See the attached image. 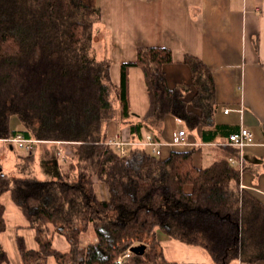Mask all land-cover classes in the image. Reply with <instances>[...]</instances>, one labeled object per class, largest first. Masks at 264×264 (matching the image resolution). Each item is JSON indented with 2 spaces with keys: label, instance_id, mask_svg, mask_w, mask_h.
<instances>
[{
  "label": "trees",
  "instance_id": "1",
  "mask_svg": "<svg viewBox=\"0 0 264 264\" xmlns=\"http://www.w3.org/2000/svg\"><path fill=\"white\" fill-rule=\"evenodd\" d=\"M99 21L98 9L85 0H0V140L21 134L37 143L59 142L67 162L63 168L54 156L44 161L56 168L52 180L9 176L0 167V264H10L1 242L5 194L34 232L36 249L16 238L22 264H115L139 244L146 245L144 253L131 254L126 264H172L157 231L204 250L215 264L264 260V205L239 187L240 170L229 162L237 148L199 168L193 150L163 156L161 148L155 155L141 145L146 135L158 142L154 130L168 115L189 128L206 124L215 110L209 69L196 57H184L196 91L191 106L200 116L184 100L189 86L167 84L163 66L172 62L167 48H139L134 61L121 64L115 85L110 61L91 55ZM131 68L141 70L149 102L138 121H129ZM12 116L22 129L10 127ZM113 120L128 123L137 142L123 156L107 144ZM20 158L27 167L33 164L32 155ZM97 183L105 186L107 198L98 197ZM55 235L65 239L67 251L55 249Z\"/></svg>",
  "mask_w": 264,
  "mask_h": 264
},
{
  "label": "crops",
  "instance_id": "2",
  "mask_svg": "<svg viewBox=\"0 0 264 264\" xmlns=\"http://www.w3.org/2000/svg\"><path fill=\"white\" fill-rule=\"evenodd\" d=\"M85 2L98 9L100 14V21L93 30L91 55L98 61H110V78L115 85L120 81L121 64L134 61L139 48H167L172 54V62L163 66L167 84L170 88L189 86L184 100L190 110L200 116L201 111L191 106L196 91L192 86L191 71L183 60L190 55L203 62L213 79L215 110L208 116L205 125L195 128H189L184 121L171 115L166 116L160 127L154 130L162 155L166 156L174 149L193 150V164L207 168L227 155L232 147L228 144L231 134L247 129L252 134V141L241 147L237 157L229 159V162L231 164L233 160L235 163L231 165L240 170L239 187L264 205V0ZM127 78L132 115L129 121H138L149 105L143 74L140 69L131 68ZM131 78L137 80L140 88V109L134 106L139 98L130 89ZM116 101L115 110L119 112L120 104ZM114 121L119 124V130L113 135L136 145L128 123L113 120V125ZM184 124L186 130L182 128ZM179 131H184V143L173 144ZM36 144L44 161L51 155L49 146L57 145L59 149L63 146L59 142ZM18 152L15 155L16 164L23 165L20 156L25 153ZM45 164L51 166V163ZM59 165L63 167L65 163ZM95 188L98 197L105 199V188L98 183ZM2 202L6 230L1 235V242L9 255L10 264H22L16 238L22 237L27 249H36L34 232L26 226L20 210L10 198L5 195ZM156 238L165 259L172 264H215L210 255L198 247L172 240L160 231L156 232ZM53 246L62 252L69 249L60 235L54 236ZM50 264L56 263L52 261ZM230 264H264V260L246 262L237 259Z\"/></svg>",
  "mask_w": 264,
  "mask_h": 264
},
{
  "label": "rangeland",
  "instance_id": "3",
  "mask_svg": "<svg viewBox=\"0 0 264 264\" xmlns=\"http://www.w3.org/2000/svg\"><path fill=\"white\" fill-rule=\"evenodd\" d=\"M130 89L131 91L133 90V92H136V97L139 98L138 101L135 103V107L137 109H140L141 104H140V88L138 85V82L136 79L131 78L130 81ZM113 106H114V114L117 112L116 107H117V101L114 98L113 100ZM137 111H141V110H137ZM142 113V112H140ZM118 114V113H117ZM113 121L109 122L108 124V135L111 137L113 136V133H115L116 131L119 130V124L115 123L114 121V125L112 124ZM22 125H20V123L18 122L17 118L15 116H12L10 119V127L12 129H19ZM182 128H184L185 130L186 125H182ZM9 143L6 140H0V167L2 168L1 170L9 175V176H30V177H34L38 180H52L56 178V168H50L49 166H47L44 162V160L40 157V147L39 145L36 144V141L34 143L35 146H33V154H31L34 157V163L31 165V167H27L24 164L23 165H18L16 164L15 161V155L16 152H23L26 153L25 150L20 149L18 146H12V145H8ZM14 148V149H13ZM49 151H50V156L48 157V159L51 160H56V163L59 164H63L65 163V165L63 167H67V162L66 160H64V152L59 149V147L57 145H51L49 146ZM18 152V153H19ZM22 153V154H23ZM27 154V153H26ZM54 156V159H53ZM53 162V161H52ZM57 165V166H58ZM60 166V165H59ZM103 188H105L104 185H101ZM105 197L107 198L108 194L105 188ZM7 198H9L8 194H5ZM3 195V196H5ZM2 196V197H3ZM3 202H4V198H3ZM87 241H82V246L85 245ZM80 259V254L75 256V261L74 262H78V260ZM38 263V261H36ZM52 261L49 262V264ZM73 262V263H74ZM129 263V261H125L124 264ZM69 264H72L69 263Z\"/></svg>",
  "mask_w": 264,
  "mask_h": 264
},
{
  "label": "built area",
  "instance_id": "4",
  "mask_svg": "<svg viewBox=\"0 0 264 264\" xmlns=\"http://www.w3.org/2000/svg\"><path fill=\"white\" fill-rule=\"evenodd\" d=\"M12 146H18L20 149L25 150L29 155L33 154V146L35 141L25 139L21 134H17L13 139L6 140ZM252 141V134L247 129H241L240 132L231 134L228 138V144L232 147L241 149L244 145L249 144ZM184 143V131H179L173 140V144ZM107 144L113 147L121 156L125 155L128 146H133V142H124L119 136H113L108 140ZM141 145L149 147L152 154L159 155L161 144L151 139L150 135H146L144 142ZM234 161L231 160V164L234 165ZM131 252L126 249L122 255L116 260L115 264H124V262L130 258Z\"/></svg>",
  "mask_w": 264,
  "mask_h": 264
},
{
  "label": "water",
  "instance_id": "5",
  "mask_svg": "<svg viewBox=\"0 0 264 264\" xmlns=\"http://www.w3.org/2000/svg\"><path fill=\"white\" fill-rule=\"evenodd\" d=\"M145 249H146L145 244H139V245L131 246L129 248L130 252L134 255H142Z\"/></svg>",
  "mask_w": 264,
  "mask_h": 264
}]
</instances>
